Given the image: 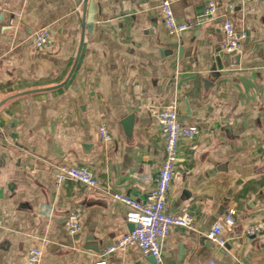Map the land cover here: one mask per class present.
I'll return each instance as SVG.
<instances>
[{"label": "crops", "instance_id": "obj_1", "mask_svg": "<svg viewBox=\"0 0 264 264\" xmlns=\"http://www.w3.org/2000/svg\"><path fill=\"white\" fill-rule=\"evenodd\" d=\"M0 1V264H27L33 248L39 264H96L130 230L127 207L78 181L56 186L53 164L86 167L103 188L145 201L165 157L155 115L171 102L200 129L180 142L168 205L192 214L195 229H172L162 263L128 250L107 264H264V234H245L264 219V0H216L212 19L203 16L210 0H170L177 21L192 24L180 38L164 27L162 0H91V31L74 0ZM229 17L243 48L209 80ZM42 29L53 35L48 50L33 45ZM74 209L83 218L72 236ZM230 209L236 225L220 247L208 235ZM89 237L99 253L85 249Z\"/></svg>", "mask_w": 264, "mask_h": 264}, {"label": "built area", "instance_id": "obj_2", "mask_svg": "<svg viewBox=\"0 0 264 264\" xmlns=\"http://www.w3.org/2000/svg\"><path fill=\"white\" fill-rule=\"evenodd\" d=\"M219 5L216 0H210L204 17L212 19L218 11ZM3 5L0 1V11ZM160 12L163 24L167 33L175 38H180L189 31L192 24L180 23L177 21L170 0H162ZM224 41L221 47L224 55L239 54L243 48L246 38L244 31H239L232 18H226L223 23ZM53 35L48 29H42L33 37V45L39 50H48L52 47ZM161 127L164 137L165 157L161 163L156 187L148 194L145 201H139L122 192H112L102 187L100 182L93 176L86 167L59 162L53 164V176L56 186H61L67 181H78L94 189L104 191L114 200L127 207L126 222L133 226L132 231L118 238L113 244L103 248L99 254L96 264H107L108 258L117 252L132 250L140 252L144 256L155 259L157 263L163 262V246L173 228H184L194 230L195 218L190 213L175 215L168 211L169 196L173 180L180 161V142L182 139L193 140L200 134L196 125H186L180 122L179 108L177 103L171 102L163 106L155 115ZM99 135L103 142H111L112 135L109 129L101 125ZM237 211L230 209L227 214L220 217L213 226L209 239L224 247L226 240L223 237L225 231H232L236 225ZM82 212L78 209L71 210L67 217V228L70 235H77L82 229ZM5 228V222L0 217V230ZM248 237H255L264 234V219L247 228L245 232ZM48 246L49 242L44 241ZM43 251L40 248H33L27 255V264H39ZM207 264H220L215 260Z\"/></svg>", "mask_w": 264, "mask_h": 264}, {"label": "water", "instance_id": "obj_3", "mask_svg": "<svg viewBox=\"0 0 264 264\" xmlns=\"http://www.w3.org/2000/svg\"><path fill=\"white\" fill-rule=\"evenodd\" d=\"M74 2L78 6H80L81 4L83 5V8H84V11L86 14L85 23H87V25H85V27L87 28L88 31H91V27L93 24L92 23V15H91L93 13V7H92L91 0H74ZM7 17H8V12L3 11L1 16H0V24L1 25H4V26L7 25V23H8ZM79 56H80V54H79ZM223 58H224V53L221 50V48H219L217 50V56L214 59V65L212 67L209 80H215L217 77H219V71H222L224 69V65L222 62ZM77 62H78V60H77ZM77 62H76V65H77ZM123 127L125 129L126 135L131 136L132 131H133V117H130L129 119H127L123 123ZM129 228H130V231L133 230V226H130ZM85 249L91 250L95 253H99L100 252V244H99V242H94L93 237H89V238H87V245L85 246Z\"/></svg>", "mask_w": 264, "mask_h": 264}]
</instances>
